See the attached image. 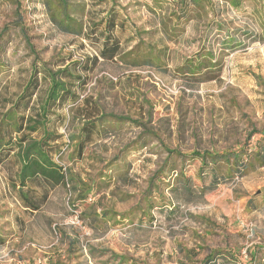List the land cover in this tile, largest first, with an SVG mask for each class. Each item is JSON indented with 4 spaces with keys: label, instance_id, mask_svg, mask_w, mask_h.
I'll use <instances>...</instances> for the list:
<instances>
[{
    "label": "rangeland",
    "instance_id": "374dc122",
    "mask_svg": "<svg viewBox=\"0 0 264 264\" xmlns=\"http://www.w3.org/2000/svg\"><path fill=\"white\" fill-rule=\"evenodd\" d=\"M13 1L0 0V97L27 82L29 43L43 62L83 54L53 27L41 0H17L22 21ZM115 1L127 9L129 47H141L137 64L101 65L84 94L103 108L107 136L81 157L68 140L80 122L60 128L65 147L55 160L73 182L49 193L37 211L19 204L13 164L0 167V231L7 238L0 264H54L58 257L65 264L264 263V168L234 180L226 159L205 167L193 156L256 147L259 134L249 137L264 129V0H234L236 7L233 0H208L204 13L188 9L189 21L173 18L172 37L161 26L172 4ZM149 49L161 63H141ZM207 50L216 60L192 74L188 62L204 61ZM157 172L166 177L155 182L149 206L143 197ZM185 178L190 194L178 191ZM82 183L92 187L85 200ZM92 204L113 219L107 227L87 226ZM76 236L79 244L69 248Z\"/></svg>",
    "mask_w": 264,
    "mask_h": 264
},
{
    "label": "trees",
    "instance_id": "16d2710c",
    "mask_svg": "<svg viewBox=\"0 0 264 264\" xmlns=\"http://www.w3.org/2000/svg\"><path fill=\"white\" fill-rule=\"evenodd\" d=\"M109 1L41 0L53 27L59 33L72 37V45L80 48L83 54L76 58L75 54L71 53L43 62L29 43L34 59L27 82L20 92L8 97L3 95L0 97V167L13 164L8 167L10 184L18 190L17 200L26 210H39L42 204H46L49 193L73 182L69 177V171L55 160L65 147L64 135L60 133V128H67V124H73L77 120L80 122L78 133L68 136V140L70 144L75 143V151L81 157L88 146L102 141L107 136L108 129L104 123L103 108L93 97H84L94 73L104 64L118 65L129 62L137 64L136 58L140 54L141 46L139 43L132 48L129 47L128 43L134 38H127L130 30L127 9L117 5L115 0L109 5ZM159 1L156 0L162 8L163 4ZM163 1L175 6L166 20L161 23L163 32L169 37L176 32L177 26L168 28L174 17L178 22L189 21L188 9L193 7L196 13H204L209 4L208 0ZM230 2L232 6H238L236 1ZM13 3L17 6L15 13L18 20L22 21L21 4L17 0ZM19 28L25 31L22 23ZM7 31L6 27L3 34ZM228 38L231 39L230 36ZM143 52L145 58L141 63L149 65L161 63L159 52L155 53V49ZM205 53L204 61H197V64L194 61L188 62L192 74L201 71L207 64L211 65L216 60L213 51L207 50ZM117 120L126 119L117 118ZM256 134H259V139L254 149L246 148L238 152L221 154L194 152L193 156L198 157L205 167H208V164L218 165V159L224 158L230 170L233 169V172L229 170L231 178L233 176L234 180L242 179L250 169L264 168V129L252 133L249 140ZM168 152L173 154V151ZM173 170L170 169L168 173ZM164 174L157 172L151 179L148 195L143 197L144 202L150 204L149 206L153 204L155 182L165 178ZM180 176L183 177V174ZM190 182L189 178H185L183 189L178 191L188 194L194 192ZM30 183L35 188L30 187ZM83 186V191L87 193L80 194V200L87 199L92 191L89 184ZM39 189L42 193H38ZM199 192L200 195L204 193ZM84 214L90 220L86 225L95 230L107 227L113 220L108 212L99 215L95 204L89 205ZM84 217L82 215L80 218ZM121 218L124 220L126 216ZM3 234L4 232L0 231V245H5L7 242ZM79 242L78 236L76 243L69 238L68 246L74 247ZM119 258L121 262H125V257ZM190 260L192 262L193 259ZM210 262L209 259L207 264ZM54 264L65 263L62 257H58Z\"/></svg>",
    "mask_w": 264,
    "mask_h": 264
}]
</instances>
